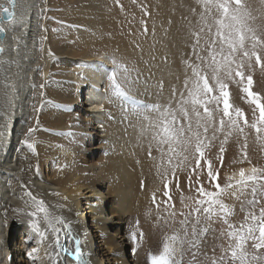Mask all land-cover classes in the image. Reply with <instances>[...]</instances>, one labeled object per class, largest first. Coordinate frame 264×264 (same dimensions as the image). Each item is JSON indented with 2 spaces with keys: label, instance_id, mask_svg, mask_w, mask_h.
<instances>
[{
  "label": "bare ground",
  "instance_id": "6f19581e",
  "mask_svg": "<svg viewBox=\"0 0 264 264\" xmlns=\"http://www.w3.org/2000/svg\"><path fill=\"white\" fill-rule=\"evenodd\" d=\"M31 1L17 0L18 6L12 22L4 24L6 35L1 46L4 49L6 46L7 49L1 53L0 66L11 65L18 59L17 56L16 59H11L7 54L13 48L11 43L7 45L9 36H14L10 41H15L17 47L18 42L32 46L35 12H32L29 19L24 17L27 8L33 6ZM110 1L84 0L82 5L78 4L76 8L67 11L71 22L77 25L74 32L76 35L73 34V49L79 48L84 52L76 53L71 47L62 44V48L56 49L57 57L46 56L41 71H37V77L40 76L41 83L45 85L46 94L42 97L44 107L34 117L33 127L39 121L41 129L35 133L34 148L29 149L22 143L27 129L32 127L31 123L29 127L24 124L27 112L22 113L26 109L17 107L14 111L9 107L3 110L4 116L0 117L5 118L4 127L0 130V229L3 226L0 240L3 234L5 236L4 241L0 242V263L32 264L28 253L36 246L37 237L28 227L26 213L17 211L27 207L20 198L21 184L30 182L34 192H39L49 204L65 203L63 198L67 197L65 208L58 214L70 220L74 230L81 235V239L85 241L82 245L84 247L81 246L82 251L90 253L92 264H96V257L102 258V264H123V260L116 255L125 248L128 262L137 264L130 258L134 255V250L127 243L126 237L132 231L136 218L129 217L142 215L141 225L154 220L156 207L152 203V192L156 190L158 199L164 198L158 169L160 154L152 148V157L156 159L148 155L151 137L148 134L141 135L138 122L126 110L130 106L115 98L113 102H109L105 89L108 88V75L112 70L111 60L116 58L118 61H126L127 66L135 69L133 78L139 73L138 83L132 89L135 98L146 105L153 101L167 103L173 88L177 93L183 91L185 74L191 75L188 65L198 63L191 48L189 22L194 24L197 19L190 9L195 6L199 10V7L196 0H128L125 7L129 10V15L124 14L125 23L118 28L116 25L121 15L113 4L117 1ZM125 2L126 0L124 5ZM262 2L264 0L252 1L264 7ZM0 5H7V1L0 0ZM27 23L31 32L28 30L25 34ZM11 26L16 30L8 32ZM1 69L2 67L0 71ZM1 97L0 103L3 101ZM25 100L26 98V103ZM22 106L27 107L26 104ZM74 109L76 110L72 113ZM1 121L0 119V123ZM69 131L74 133L71 138L60 135ZM86 137L87 141L81 144V139ZM233 138L242 140V137ZM233 138L229 141H233ZM98 140L99 144H96ZM241 140L239 143L243 144L244 140ZM229 141L225 148H230L226 150L229 159L235 155V160L238 156L237 148ZM214 145L209 146L211 152L206 157L213 161L216 160V153H219L220 140L214 141ZM91 146L92 153L88 157L91 159L99 154L101 160L97 163L82 156L83 153H88ZM258 149L261 150L256 141L253 145L248 141V156L251 160L260 158ZM42 161L43 166L40 165L37 174L36 166ZM63 162L66 166L61 170ZM214 165L220 170L219 164L214 162ZM253 165V162L251 165L242 163L238 167L232 164L220 173L221 183L233 171ZM26 169L28 170L25 171ZM177 177L186 179L188 174L177 169ZM172 178L174 177L170 174L171 181ZM202 179L206 180V175ZM204 183L207 184V180ZM183 191L187 194L189 188L186 187ZM51 192L60 195H49ZM227 202H231L235 208L239 207L234 199ZM130 219H133L132 227L127 228L125 223ZM216 224L213 225L216 231H209L205 238L211 233L216 235L213 237L215 241L219 238L218 230L221 225L216 228ZM16 230L18 232L15 233ZM59 236L62 245L59 251L65 264H76L69 257L63 256L66 252L74 253L75 243L65 231H61ZM119 243L125 246H119ZM139 248H142V244ZM194 257L203 259L200 254ZM187 258H182L183 264H187ZM128 262L125 261L124 264Z\"/></svg>",
  "mask_w": 264,
  "mask_h": 264
},
{
  "label": "snow or ice",
  "instance_id": "6c2138e0",
  "mask_svg": "<svg viewBox=\"0 0 264 264\" xmlns=\"http://www.w3.org/2000/svg\"><path fill=\"white\" fill-rule=\"evenodd\" d=\"M8 3L12 10L0 5V20L14 18L17 0H8ZM196 5L199 10L195 6L190 9L197 19L194 24L189 22V35L198 63L188 65L191 75L185 74L183 91L177 93L173 88L167 103L143 104L132 95L139 73L133 78L135 69L116 58L111 60L112 70L105 89L110 103L115 98L130 106L126 110L138 122L141 135L151 137L148 155L152 157V148L160 154L158 169L164 199H158L156 190L152 192V203L156 207L153 228L159 232L160 239L156 249H145L147 264H182L184 255L192 248H199L206 233L216 231L213 227L216 223L221 225L219 239L224 243L215 246L211 256L194 257L192 264H264V166L241 167L221 183L219 168L212 159L206 158L211 152L209 146L214 147V141L219 139L216 158L223 164L225 145L234 136L243 137L239 162L251 165L249 133L245 129L254 130L255 141L264 150V97L252 91L253 73L257 69L264 72V33H258L249 24L250 13L242 0H196ZM3 32L5 28L0 24V33ZM4 51L0 47V53ZM230 85L235 86L234 91L244 94L242 98L249 108L247 117L240 107L230 104ZM39 87L43 89L45 85ZM17 95L15 82H9L5 76V105L14 107ZM43 107L44 103L40 108L33 105L37 112ZM2 116L4 113L0 112ZM40 130L37 121L35 127L27 129L22 143L29 149L34 148L35 133ZM60 135L74 136V133ZM177 169L187 172L189 191L195 193L188 196L181 193L180 209L176 208L169 179L170 174L177 177ZM205 169L207 184L200 179ZM35 170L38 174V165ZM21 188L20 198L27 207L17 211L26 213L28 227L37 237L36 246L28 253L32 264H65L59 251L61 231L76 245L74 253L69 255L74 256L77 264H91L90 253L82 251L85 241L74 230L72 222L58 214L65 208L67 197L63 198L65 203L49 204L39 192H34L30 182L22 183ZM175 191L180 192L178 181ZM49 195L60 194L51 192ZM233 199L239 202L240 211L244 213L238 225L230 222L235 210L227 201ZM141 229L137 220L130 232L138 248L148 238ZM217 248L219 255H216Z\"/></svg>",
  "mask_w": 264,
  "mask_h": 264
},
{
  "label": "rangeland",
  "instance_id": "374dc122",
  "mask_svg": "<svg viewBox=\"0 0 264 264\" xmlns=\"http://www.w3.org/2000/svg\"><path fill=\"white\" fill-rule=\"evenodd\" d=\"M115 1H117V2H115ZM115 1L111 0L110 2H112V3L115 2L113 4L116 6L115 9H116L117 13L119 15H121L120 16L121 18L123 17L122 18L123 20L121 18H119V20H118L119 24L117 23V25H116V27L121 28L122 23H125V20H126L125 15H127V16L129 15V10H127L125 7L128 0H126L125 5L123 4L125 0H115ZM121 1H123V3ZM252 1L253 0H242L247 11L250 13L249 24L253 28H255L258 31V33H264V13H262V12H264V7L260 6L257 3H252ZM83 2H84V0H82V1H80V0H32L31 5H33V6H29L27 8V10L25 11V16H24V17H27L29 19L32 17V12H35V14H34L35 16L33 19L35 21V23H33L35 33L33 34L34 37L31 38L32 39V46H29L28 43L27 44H20V42H18V47H17V43L15 41H10V40H13L12 37H14V36L13 35L9 36V38H10L9 44H7V45H10V43H11L13 45L12 46L13 48L11 49V52L9 50V53H7V54L9 55V57L11 59H16V56L18 59H17V61H14L11 65L6 64V65L0 66V68L2 67V69H4V70L1 69V71H0V78L2 76V79H0V80H2V81H0L1 82L0 88L1 89L3 88V84H4L3 82H5V76H7L9 82H13V81L15 82L16 87L18 88V95L15 97L14 107H11V108L14 109V111L17 109V107H18V109H21V108L26 109L22 114L27 112L26 116L24 118L25 119L24 124L28 127H29L30 123L33 127L34 122H35L34 117H35V114L37 111H34L33 105H35L37 108H40L41 103L43 102L42 97L45 96V94H46L45 88L41 89L39 87L40 84H43V83H41L40 76L37 77L38 76L37 73L41 71V70L38 71V68L41 69L43 67L45 57L46 56L47 57L52 56V55H53V58L57 57V56H55V54L57 53L56 49L62 48L63 47L62 44L67 46V47H71L72 49L71 48L70 49L76 53L79 52V54H81L84 52V51H82V49H79V48H74L75 50L73 49V47L75 45L73 42L74 37H75L74 35H76L74 32H76L75 28H77V25L75 23L71 22V20L69 19L70 16L67 14V11H71V9L76 8L78 4L82 5L81 3H83ZM262 4H264V2H262ZM121 6L122 7L124 6L123 8H125V9H123ZM124 11H126V12H124ZM258 13H259V15H258ZM260 14H261V16H260ZM59 21H63V23L62 24L58 23ZM127 22H129V21H127ZM25 26L27 27L28 23ZM12 29L16 30V28H12V26H11L10 31H8V32H11ZM78 29H79V27H78ZM28 30L31 32V27L26 28V30L24 31L25 34L28 32ZM20 33L25 35L23 32H20ZM42 37H46V39H42ZM7 40H8V38H7ZM54 46H56V47H54ZM5 49H7L6 46H5ZM50 52H51V55H49ZM85 52H89V51H85ZM15 54H17V55H15ZM53 61H54V63H56V60H53ZM35 65H38L37 68L34 67ZM53 68H54V66L52 67V69ZM48 69L50 70V67ZM42 77H43V75H42ZM32 80H33V82H31ZM253 81H254V83H253L252 91H254V92L258 93L259 95H261L262 97H264V72H261L259 69H257L253 73ZM1 84H2V86H1ZM27 85H29L30 87L29 86L27 87ZM234 88H235L234 85H230L229 89H228L230 92V104H232L233 107H238V105L240 104L239 107L244 111V113L246 114L245 116L247 117L249 115V108H248L247 101L242 98L244 94L242 92H239L238 90L234 91ZM1 89H0V92H1L0 94H2L1 96H3V89L2 90ZM42 92L44 93L43 96L41 95ZM25 98H26V100H25L26 103L24 102ZM2 100L4 101L3 97H1V101ZM3 101L1 102L2 105L0 103V111L1 112H3L4 109L9 108L7 105H5V103ZM27 102H29V103H27ZM152 103H157V102L153 101ZM25 104L27 107L22 106ZM82 107H84V106L82 105ZM28 109H29V111H27ZM75 110L76 109H74L72 111V113L75 112ZM0 119L2 120L0 123V130H1L4 127L3 121L5 123V118H0ZM27 119H29L30 121ZM245 131H246V133L247 132L249 133L248 134V141L250 142L251 145H253V143L255 142L254 130L249 132L248 129H245ZM8 132L10 133V130H8ZM9 135H8V137H9ZM64 137L71 138L72 136L65 135ZM86 139H87V137L84 139H81V141H80L81 144L86 142L87 141ZM100 140H98V143H96V144H99ZM239 140H241V139H239ZM0 142H1V138H0ZM241 142H243V137H242ZM229 143L236 145L235 147L237 148L238 156H237V159H235V160H233V157L235 155L231 159H229V156H228V153L226 150L227 149L229 150L230 148H225V152H224V156H223V164H221V162L216 158L219 153H216V155H215L216 160L214 162L219 164V166L221 167L220 173H222L224 170H226L227 167H230L232 164H235V167H238L240 164H242L239 162L241 160V147H240L241 143L237 142L236 138H233V141H229ZM96 144H94V145H96ZM92 147L93 146H91L89 148L88 153H83L82 156L86 157L90 161L92 160L93 162L97 163L101 160L99 154L92 156L91 159L88 157L89 154L92 153L91 152ZM236 148H234V151H236ZM258 152L260 154L259 155L260 158L256 161H253V160H251V161L254 163V165H256L258 167L264 166V152L262 151V149L261 150L258 149ZM101 155H102L101 156L102 158H105L103 156V154H101ZM64 161H66V160H64ZM243 163H246V162H243ZM40 165L43 166V161L40 162V164L38 165L39 168H40ZM65 166H66V163L63 162L60 166V169L62 170ZM47 168L50 169V167H47ZM205 175L206 174H203L200 177L201 182H203V183H204V181H206L205 179H202V178H205ZM182 180H183V182H182ZM182 180L180 177H174V178H172V183L170 185V187L172 189V195H174L175 205L176 206L178 205L180 208L182 205L180 204V197H179L180 195L179 194L182 193L184 196L195 194L194 191H191V192L189 191V193H187V194L183 191L184 188H186V187L189 188V186L186 185V184H188V178L182 179ZM175 181H176V183L178 181L180 184V192L175 191V185H176ZM209 190H212V189L209 188ZM192 193H194V194H192ZM234 202L237 204L236 206L237 207L239 206V207L235 208V205H233L231 202H228L229 204L233 205L234 210H235V215L231 218L230 222H232L234 224H238L243 220L244 213L240 211V205H239V203H237L238 201L234 200ZM155 211H156V208H155ZM138 221L141 222L142 218L141 219L139 218ZM128 223L131 225L133 223V219L128 220ZM153 224H154V220L146 222L145 224H142L141 230L147 234V237H149V241L154 242L153 244H150V245L153 249H156L157 248L156 242L159 241L160 234L158 231H156L153 228ZM87 226L88 225H86V227ZM216 226H217L216 228H218L220 226V224L217 223ZM86 227H85V229H86ZM115 227H117V226H115ZM2 228H3V226L1 227L0 231L2 230ZM89 230H90V227H89ZM16 232H18V230H16L15 233ZM219 232H220V230H218V233ZM84 234H85V232H84ZM211 235H212V237L216 236L213 233H211ZM4 237L5 236L3 234L0 242L4 241L3 240ZM218 240H219V238L216 239V241H218ZM92 245L94 246L93 243H92ZM118 245L119 246H125L123 243H119ZM147 245H148L147 242L145 244H142V248L145 249V247ZM91 248H92V246H90V249ZM119 249H121V247ZM124 251L126 252V248L124 249ZM126 256H127V258H126L127 260H123V264L125 261H127V262L129 261L127 254H126ZM2 258H3V256H2ZM0 261H1V257H0ZM0 264H3V263L1 262ZM128 264H131V263L128 262Z\"/></svg>",
  "mask_w": 264,
  "mask_h": 264
},
{
  "label": "water",
  "instance_id": "95a60500",
  "mask_svg": "<svg viewBox=\"0 0 264 264\" xmlns=\"http://www.w3.org/2000/svg\"><path fill=\"white\" fill-rule=\"evenodd\" d=\"M6 1H7V5H5L4 7H9L10 10H12V9H11V6H10L9 3H8V0H6ZM0 11H2V8H0ZM10 22H12V21H7L6 18H4L3 20H0V24H2L3 27H4V24H8V23H10ZM4 28H5V27H4ZM5 35H6V30H5V32L0 33V47H2V46H1V41L5 38ZM0 56H1V53H0Z\"/></svg>",
  "mask_w": 264,
  "mask_h": 264
},
{
  "label": "built area",
  "instance_id": "2783aa9c",
  "mask_svg": "<svg viewBox=\"0 0 264 264\" xmlns=\"http://www.w3.org/2000/svg\"><path fill=\"white\" fill-rule=\"evenodd\" d=\"M82 247H84V246H82Z\"/></svg>",
  "mask_w": 264,
  "mask_h": 264
}]
</instances>
